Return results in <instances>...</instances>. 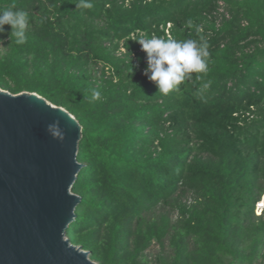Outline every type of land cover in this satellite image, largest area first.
I'll return each instance as SVG.
<instances>
[{
  "label": "trees",
  "instance_id": "1",
  "mask_svg": "<svg viewBox=\"0 0 264 264\" xmlns=\"http://www.w3.org/2000/svg\"><path fill=\"white\" fill-rule=\"evenodd\" d=\"M76 2L0 0L29 17L25 44L0 33V88L81 126L70 242L97 264H264V0ZM141 35L203 36L207 70L159 93Z\"/></svg>",
  "mask_w": 264,
  "mask_h": 264
},
{
  "label": "water",
  "instance_id": "2",
  "mask_svg": "<svg viewBox=\"0 0 264 264\" xmlns=\"http://www.w3.org/2000/svg\"><path fill=\"white\" fill-rule=\"evenodd\" d=\"M60 121L62 141L47 125ZM81 126L36 92L0 88V264H97L70 242Z\"/></svg>",
  "mask_w": 264,
  "mask_h": 264
},
{
  "label": "clouds",
  "instance_id": "3",
  "mask_svg": "<svg viewBox=\"0 0 264 264\" xmlns=\"http://www.w3.org/2000/svg\"><path fill=\"white\" fill-rule=\"evenodd\" d=\"M76 8L91 9V0H77ZM43 23V20L40 21ZM192 25V21H188ZM9 25L11 31L8 39L16 44L23 45L27 42V29L29 27L28 13L14 6L7 9H0V33L5 31L4 26ZM197 32L202 29L197 27ZM141 46V51L146 54V67L143 75L158 88V92L167 95L185 79H190L192 73H203L207 70V42L203 36L199 41L196 39L178 40L173 37L163 38L152 36L148 38L141 35L136 39ZM131 71L133 68L131 67ZM197 79H200L197 76ZM207 84L204 85L207 88ZM99 91H94L93 99H98ZM47 131L53 139L62 141L64 132L60 127V121L56 120L47 125Z\"/></svg>",
  "mask_w": 264,
  "mask_h": 264
},
{
  "label": "rangeland",
  "instance_id": "4",
  "mask_svg": "<svg viewBox=\"0 0 264 264\" xmlns=\"http://www.w3.org/2000/svg\"><path fill=\"white\" fill-rule=\"evenodd\" d=\"M158 253V246L156 244H152L148 250H146L145 255L149 259V261H153L154 256Z\"/></svg>",
  "mask_w": 264,
  "mask_h": 264
},
{
  "label": "built area",
  "instance_id": "5",
  "mask_svg": "<svg viewBox=\"0 0 264 264\" xmlns=\"http://www.w3.org/2000/svg\"><path fill=\"white\" fill-rule=\"evenodd\" d=\"M264 208V195L261 197V199L256 203L255 207V213L260 214L262 212V209Z\"/></svg>",
  "mask_w": 264,
  "mask_h": 264
}]
</instances>
